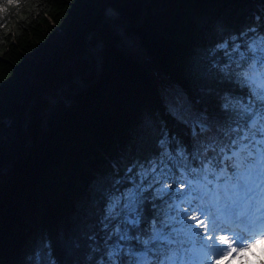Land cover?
<instances>
[{
    "label": "trees",
    "instance_id": "trees-1",
    "mask_svg": "<svg viewBox=\"0 0 264 264\" xmlns=\"http://www.w3.org/2000/svg\"><path fill=\"white\" fill-rule=\"evenodd\" d=\"M19 3L0 0V264H49L90 231L97 186L175 126L207 50L264 25V0Z\"/></svg>",
    "mask_w": 264,
    "mask_h": 264
},
{
    "label": "snow or ice",
    "instance_id": "snow-or-ice-1",
    "mask_svg": "<svg viewBox=\"0 0 264 264\" xmlns=\"http://www.w3.org/2000/svg\"><path fill=\"white\" fill-rule=\"evenodd\" d=\"M205 55L203 87L189 82L169 113L175 126H157L142 154L97 186L90 231L50 246L49 264L69 250L74 264H223L264 241V25Z\"/></svg>",
    "mask_w": 264,
    "mask_h": 264
},
{
    "label": "rangeland",
    "instance_id": "rangeland-1",
    "mask_svg": "<svg viewBox=\"0 0 264 264\" xmlns=\"http://www.w3.org/2000/svg\"><path fill=\"white\" fill-rule=\"evenodd\" d=\"M252 239L248 242L251 243ZM240 247L238 245H235ZM243 246V244H241ZM226 247V246H223ZM245 258L241 259H234L231 261H225L223 264H254V261L259 258V256H264V241L256 243L254 247L250 249L249 252L244 254Z\"/></svg>",
    "mask_w": 264,
    "mask_h": 264
}]
</instances>
